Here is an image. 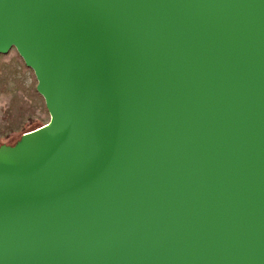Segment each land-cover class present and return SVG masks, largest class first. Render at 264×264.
Segmentation results:
<instances>
[{
    "label": "water",
    "instance_id": "obj_1",
    "mask_svg": "<svg viewBox=\"0 0 264 264\" xmlns=\"http://www.w3.org/2000/svg\"><path fill=\"white\" fill-rule=\"evenodd\" d=\"M13 49L0 264H264V0H0Z\"/></svg>",
    "mask_w": 264,
    "mask_h": 264
},
{
    "label": "rangeland",
    "instance_id": "obj_2",
    "mask_svg": "<svg viewBox=\"0 0 264 264\" xmlns=\"http://www.w3.org/2000/svg\"><path fill=\"white\" fill-rule=\"evenodd\" d=\"M37 79L13 49L0 56V146L16 144L23 133L50 121Z\"/></svg>",
    "mask_w": 264,
    "mask_h": 264
},
{
    "label": "trees",
    "instance_id": "obj_3",
    "mask_svg": "<svg viewBox=\"0 0 264 264\" xmlns=\"http://www.w3.org/2000/svg\"><path fill=\"white\" fill-rule=\"evenodd\" d=\"M41 127H42V126H41ZM39 128H40V127H39ZM36 129H38V128H36ZM36 129H35V130H36ZM32 131H34V130H32ZM29 132H31V131H29ZM26 133H28V132L23 133L22 136H23L24 134H26ZM22 136H21V137H22ZM14 145H16V144H14ZM14 145H12V146H14ZM0 147H1V146H0Z\"/></svg>",
    "mask_w": 264,
    "mask_h": 264
}]
</instances>
